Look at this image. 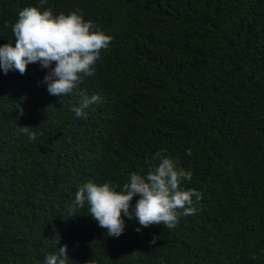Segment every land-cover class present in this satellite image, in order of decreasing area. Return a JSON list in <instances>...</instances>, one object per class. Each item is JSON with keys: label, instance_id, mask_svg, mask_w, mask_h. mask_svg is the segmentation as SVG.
Masks as SVG:
<instances>
[{"label": "trees", "instance_id": "trees-1", "mask_svg": "<svg viewBox=\"0 0 264 264\" xmlns=\"http://www.w3.org/2000/svg\"><path fill=\"white\" fill-rule=\"evenodd\" d=\"M31 6L40 0H0V46H15L12 25ZM46 8L82 12L113 39L94 75L66 96L49 94L39 63L24 74L0 69V264H44L65 245L67 264H264V0ZM79 91L100 97L86 118L72 111ZM158 151L192 173L181 187L201 193L195 215L140 232L124 217L118 238L87 203L70 215L81 186L119 191L132 172L146 175Z\"/></svg>", "mask_w": 264, "mask_h": 264}, {"label": "clouds", "instance_id": "clouds-1", "mask_svg": "<svg viewBox=\"0 0 264 264\" xmlns=\"http://www.w3.org/2000/svg\"><path fill=\"white\" fill-rule=\"evenodd\" d=\"M46 3L47 0H40L39 7H26L18 13V20L12 25L15 46L12 43L0 46V69L4 74L10 70L24 74L29 64L39 63L48 70L43 82L49 94L66 96L77 90L86 77L94 75L101 50L109 47L113 37L99 30L93 21H86L82 12L54 15L51 8L41 11ZM78 95L79 106H74L72 111L77 118H86L84 110L99 102L100 97L89 96L84 91ZM31 128L20 126L19 131L35 140L36 133ZM187 155H192L191 149ZM191 178L190 171L178 167L177 161L158 151L146 175L132 172L119 191L116 189L120 186L111 182L89 181L81 186L68 205L69 213L77 215V209H83L87 203L88 215L106 229L108 236L115 238L125 231L124 217L138 220L137 232L152 225L172 229L181 216L195 215L198 210L195 205L202 198L201 193L181 187L183 180ZM134 197L139 199L132 208ZM68 260L65 245L47 255L44 264H67Z\"/></svg>", "mask_w": 264, "mask_h": 264}]
</instances>
